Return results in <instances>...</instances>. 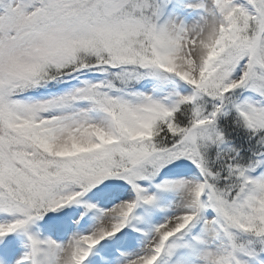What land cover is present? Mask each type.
I'll list each match as a JSON object with an SVG mask.
<instances>
[{
	"label": "snow or ice",
	"instance_id": "1",
	"mask_svg": "<svg viewBox=\"0 0 264 264\" xmlns=\"http://www.w3.org/2000/svg\"><path fill=\"white\" fill-rule=\"evenodd\" d=\"M0 264H264V0H0Z\"/></svg>",
	"mask_w": 264,
	"mask_h": 264
}]
</instances>
